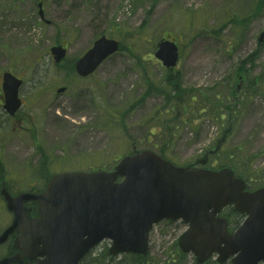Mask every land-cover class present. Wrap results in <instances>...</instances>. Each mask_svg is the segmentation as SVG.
Instances as JSON below:
<instances>
[{
  "label": "rangeland",
  "instance_id": "obj_1",
  "mask_svg": "<svg viewBox=\"0 0 264 264\" xmlns=\"http://www.w3.org/2000/svg\"><path fill=\"white\" fill-rule=\"evenodd\" d=\"M263 32L264 0H0V99L5 72L24 81L15 117L0 100V185L40 191L58 173L109 171L151 150L180 167H228L251 190L264 186ZM102 36L121 51L90 78L78 77L75 61ZM164 38L180 49L174 71L154 57ZM58 45L68 48L60 65L51 54ZM49 110L70 121L54 120L52 138ZM223 215L232 233L246 218L231 208ZM12 218L0 197V234ZM187 230L182 221L159 223L143 259L109 257L104 241L90 264H196L178 245ZM207 264H219L217 256Z\"/></svg>",
  "mask_w": 264,
  "mask_h": 264
},
{
  "label": "water",
  "instance_id": "obj_2",
  "mask_svg": "<svg viewBox=\"0 0 264 264\" xmlns=\"http://www.w3.org/2000/svg\"><path fill=\"white\" fill-rule=\"evenodd\" d=\"M38 7L45 20L43 3ZM119 49L118 41L100 38L76 62L77 74L92 75ZM51 53L61 63L68 51L60 45ZM155 57L174 68L178 46L163 40ZM21 86L22 81L11 73L4 75L5 109L11 115L21 107ZM63 92L64 88L58 91ZM119 178L124 182L118 184ZM3 185L0 194L13 221L0 235V246L12 235L15 240L0 264H80L105 239L113 241L111 255L146 256L150 231L163 220H183L189 225L178 244L185 254L196 256L197 264L214 254L221 264L230 259L232 264L264 262V187L250 192L245 180L230 168L175 167L155 152L143 150L124 158L113 172L56 175L39 194L14 197ZM29 202L37 204L36 215L35 208L26 207ZM230 206L247 215L234 234L228 231L227 219L219 216Z\"/></svg>",
  "mask_w": 264,
  "mask_h": 264
},
{
  "label": "bare ground",
  "instance_id": "obj_3",
  "mask_svg": "<svg viewBox=\"0 0 264 264\" xmlns=\"http://www.w3.org/2000/svg\"><path fill=\"white\" fill-rule=\"evenodd\" d=\"M54 120H58L60 122H64V123H69L70 121L67 118L62 117L60 114H57L56 112H54L53 110H49L47 113V118H46V128L48 129L46 135L49 138L53 137V131L50 129V125Z\"/></svg>",
  "mask_w": 264,
  "mask_h": 264
},
{
  "label": "trees",
  "instance_id": "obj_4",
  "mask_svg": "<svg viewBox=\"0 0 264 264\" xmlns=\"http://www.w3.org/2000/svg\"><path fill=\"white\" fill-rule=\"evenodd\" d=\"M262 78H260V80H261ZM250 84V83H249ZM251 85V84H250ZM130 256H132V257H134V258H141L140 256H135V255H130ZM141 259H143V258H141ZM91 263V259H90V255H88V257H86V259L83 261V264H90Z\"/></svg>",
  "mask_w": 264,
  "mask_h": 264
},
{
  "label": "flooded vegetation",
  "instance_id": "obj_5",
  "mask_svg": "<svg viewBox=\"0 0 264 264\" xmlns=\"http://www.w3.org/2000/svg\"><path fill=\"white\" fill-rule=\"evenodd\" d=\"M3 99H4V96H2V97H1V99H0V100H1V102H2V100H3Z\"/></svg>",
  "mask_w": 264,
  "mask_h": 264
}]
</instances>
